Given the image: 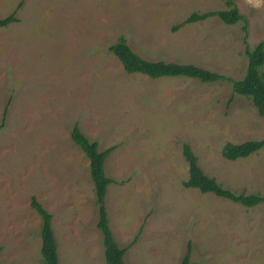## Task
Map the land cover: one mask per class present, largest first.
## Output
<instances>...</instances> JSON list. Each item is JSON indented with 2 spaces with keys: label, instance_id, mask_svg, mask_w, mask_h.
<instances>
[{
  "label": "rangeland",
  "instance_id": "rangeland-1",
  "mask_svg": "<svg viewBox=\"0 0 264 264\" xmlns=\"http://www.w3.org/2000/svg\"><path fill=\"white\" fill-rule=\"evenodd\" d=\"M244 20L173 27L226 0H0V261L43 264L53 216L60 264H107L79 124L103 152L106 209L125 264H264V203L247 208L187 188L189 144L203 171L236 193L264 196V148L229 161L228 143L264 139V118L227 81L129 74L109 47L124 36L150 61L194 64L241 80L247 43L264 39V0H233ZM244 27L247 31H244ZM245 39L247 43L245 42ZM264 69V68H263Z\"/></svg>",
  "mask_w": 264,
  "mask_h": 264
},
{
  "label": "trees",
  "instance_id": "trees-1",
  "mask_svg": "<svg viewBox=\"0 0 264 264\" xmlns=\"http://www.w3.org/2000/svg\"><path fill=\"white\" fill-rule=\"evenodd\" d=\"M227 10L211 11L204 14L192 13L187 19L173 27L174 31L192 23L204 21L210 17H218L227 25H235L244 20L240 10L233 0H226ZM17 11L6 18L0 19V28L19 23ZM244 31L247 28L244 27ZM245 42L247 43L246 39ZM109 51L122 63L129 74H142L153 79L164 77H187L202 83H214L227 80L232 84L233 95L228 100V106L233 102L234 96L239 95L250 100L259 116L264 118V39L253 48L247 43L246 56L248 59L247 72L243 79L234 80L219 73L212 72L194 64H181L178 62L150 61L137 53L129 46L127 39L122 36L118 42L109 47ZM72 141L86 155L90 163V174L95 187L97 206L99 212L98 228L103 235L105 261L107 264H125L124 255L126 248H121L109 226L106 209V196L108 187L114 182L106 175L105 163L107 157L115 149L111 147L106 151H99V144L91 141L82 131L79 124H75L71 132ZM264 148V139L246 141L241 144L228 143L222 148V156L229 161L246 159ZM183 156L189 166V177L184 182L187 188H195L202 193H212L218 197L231 200L247 208H254L264 203V196L260 194L236 193L224 188L215 177L208 176L199 164V159L189 144L183 145ZM32 207L42 218L41 226V255L43 264H60L58 243L53 228V216L36 199L32 198ZM1 252V249H0ZM0 264L1 261H0ZM181 264H190L189 254Z\"/></svg>",
  "mask_w": 264,
  "mask_h": 264
}]
</instances>
